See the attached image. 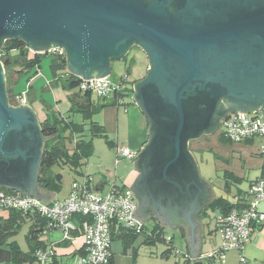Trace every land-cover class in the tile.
<instances>
[{
	"label": "water",
	"instance_id": "1",
	"mask_svg": "<svg viewBox=\"0 0 264 264\" xmlns=\"http://www.w3.org/2000/svg\"><path fill=\"white\" fill-rule=\"evenodd\" d=\"M5 38L34 52L63 48L68 71L82 79L109 76L113 60L141 49L148 67L132 96L148 139L133 161L132 215L182 225L194 257L195 216L213 192L188 144L230 113L264 105V0H0V46ZM45 140L32 107L9 103L0 62V187L53 199L38 187ZM10 260L0 247V264Z\"/></svg>",
	"mask_w": 264,
	"mask_h": 264
},
{
	"label": "built area",
	"instance_id": "2",
	"mask_svg": "<svg viewBox=\"0 0 264 264\" xmlns=\"http://www.w3.org/2000/svg\"><path fill=\"white\" fill-rule=\"evenodd\" d=\"M47 51L63 53L64 49L51 47ZM124 80L127 83L131 81L128 77L115 79L110 75L81 79L78 89L89 90L99 98H105L114 90L132 87ZM121 101L118 99L119 103ZM15 102L25 103L26 98L21 94L15 98ZM220 127H223V136L230 141H256V152L262 159V173L250 183L241 206L216 218L221 241L216 249L207 254L208 264L223 262L229 251L242 252L251 233L264 226V105L246 113H230ZM136 154L135 150L127 146L116 148V155L120 159L131 161ZM136 207L137 201L129 187L112 184L107 190L99 191L91 188L85 178L72 181L70 191L63 199L44 203L26 194L0 190V213L11 209L37 211L49 219L50 229L60 231L63 239H72L74 232H79L77 235L84 239V251L78 258L79 264H110L112 225L137 232L143 229L144 223L132 215ZM80 215L89 219L77 224L75 220ZM43 234H46V230ZM171 239L172 236L167 235L166 243ZM34 255L39 264L48 263L54 255L53 246L37 249ZM239 260L244 262L245 257L240 254Z\"/></svg>",
	"mask_w": 264,
	"mask_h": 264
},
{
	"label": "trees",
	"instance_id": "3",
	"mask_svg": "<svg viewBox=\"0 0 264 264\" xmlns=\"http://www.w3.org/2000/svg\"><path fill=\"white\" fill-rule=\"evenodd\" d=\"M44 56H49L50 58L49 69L51 73V79L46 87L59 85L64 90L71 91L69 111L65 115H60L57 112L50 111L48 107L46 118L40 122L41 131L46 140L43 144L38 172L39 188L58 192L61 189L63 176L61 172L53 170L55 166H68L79 174L82 165L93 153V137L96 136L102 137L109 147H113L112 142L107 138L103 125L93 120V115L106 105L129 103L130 100L128 102L126 98H131L133 95V83L136 80H131L128 83L124 80L125 83L132 85V87L114 90L109 97L99 98L89 90L78 89L82 78L68 71L65 51L63 53L33 52L26 46L25 41L16 38H5L0 46V62L3 65L5 75L7 72L14 73L16 76L24 75L27 77V81L39 73ZM126 57L127 55L123 60H126ZM110 76L112 77V74ZM123 77H127V74L120 75L117 78L123 79ZM114 78L116 79V77ZM5 88L9 103L15 105V98L20 96L22 92H15L13 86H8L6 78ZM118 99L122 100L121 103L118 102ZM74 113L80 114L82 122H76L71 118ZM85 132L89 133L88 139L84 138ZM70 143L72 147L69 146ZM226 177L233 178L236 182L238 180L236 176L230 173H227ZM229 185L230 181L225 179L224 190L230 191ZM0 190L5 193H16V191L3 187H0ZM237 195L239 196L235 202L227 200L224 196H216L203 208L199 216L205 217L208 211L213 210L219 212L215 218L223 216L231 209L241 206L246 194H243L244 196L241 198L240 194L237 193ZM76 218L77 224L80 221L89 219L81 215ZM24 219L32 220V224L25 235V240L29 246L26 252L22 251L19 244L11 239L19 232ZM49 225V219L37 211L8 210L7 218L0 219V247L6 248L11 252V260L7 264H34L35 262L39 264L34 253L37 249L47 247V244L40 240V236L43 235L44 230H46V234L52 231ZM74 234H79V232L75 231ZM138 234H143V242L147 245L157 243L170 246L166 253H163L164 255L170 252L172 239L169 243H166L164 227L158 223H155L150 229L144 225L140 232L124 229L116 224L111 227V240L119 237L122 239L124 246L130 245Z\"/></svg>",
	"mask_w": 264,
	"mask_h": 264
},
{
	"label": "crops",
	"instance_id": "4",
	"mask_svg": "<svg viewBox=\"0 0 264 264\" xmlns=\"http://www.w3.org/2000/svg\"><path fill=\"white\" fill-rule=\"evenodd\" d=\"M147 67H148V61L146 63L145 69H147ZM137 79H140V77ZM57 89L61 91L60 93L61 95H58L56 93ZM51 90H55L54 92L56 94H54L55 102L53 104L48 102L49 110L52 112H57L60 115H65L70 109L69 96L71 91H66L63 88H61L59 85L51 87ZM126 100L127 101L130 100V102L128 101L129 103L127 104L106 105L103 108L99 109L93 115V120L103 125L107 134V138L113 144V147H109L108 151L105 152L106 154L104 153L105 156L106 155L108 156V159H111L113 155H115L116 148L119 146H127L135 150L136 153H138L141 146L148 139L147 118L134 102L133 96L132 99L128 97L126 98ZM19 104L30 105L28 101H26L25 103H16L15 105H19ZM32 109L34 110L33 107ZM34 112L36 114L35 110ZM36 117L40 123L46 118V114L42 113L40 117L36 114ZM197 141L198 139L191 140L189 142L188 147L191 152H192L191 147L193 146L192 143ZM69 146L72 147V144L70 143ZM193 148L196 149L199 147L193 146ZM105 156L104 155L103 156L100 155L99 157L97 156L95 161L93 162L91 161L90 158H88L85 161V163L82 165L79 174L75 173L72 170L74 174L72 176L71 181H74L75 179L82 180L85 178L88 181L91 188L99 191L107 190L108 187L112 184L130 188L135 178L139 175V171L135 169L133 165V161L136 158H134L131 161L126 159H121L123 161L126 160L127 163L125 167L126 170H124L120 174H117L118 171L115 170V172H111L107 167V165L103 163V158H105ZM257 165H258L257 166L258 172L257 175L254 177V179L257 178L262 173V161L259 162ZM55 167L58 169L57 171L61 172L60 170L62 169L63 166H55ZM198 171H199V167H198ZM199 176L205 180V178L202 177L200 171H199ZM69 191H70V185L66 189V191L62 194H58V192H54L53 199H49L46 202L63 199L69 193ZM235 195H237V193ZM214 196L215 194L213 192V196L210 198V200L207 203H205L202 206V209L199 212H197L195 216V219L199 222L200 245H199V250L194 257L190 256L189 254L182 225L176 224L173 228H171L178 230L176 231L178 235H176V233L165 232L166 236L167 235L172 236L171 252H173L176 260L182 257L183 259L182 264H194L196 258L198 260L203 261L204 264H208V260L206 258L207 254L211 252L213 249H216L220 244L221 237L217 231L216 218H215V216L219 212H217V214L215 212L216 215L215 216L213 215L212 217L213 227L210 226V222L208 221V218L211 215L210 211H208L205 217L199 216L203 208L208 203H210L212 199L216 197ZM238 196L239 195H237L236 198ZM7 215H8V211H2L0 213V219L7 218ZM147 221H152V224L148 226L146 224ZM142 222L144 223L145 227H148L149 229L152 228V226L155 225V223L159 224V220L156 217H154V214L151 215V213H149L147 219H145ZM31 224H32V220L30 219H24L23 222L21 223L19 232L22 233V237L24 240L23 245L20 244L21 243L19 240L20 235L19 236L17 235L19 232L11 238L12 240H15L19 244L21 250L24 252L28 251L29 249L28 248L29 246L25 240V235ZM164 228L168 229V227H164ZM40 240L47 245H52L54 250V255L52 259L50 260V262L45 264H62V263L79 264L78 258L83 254L84 251L83 250L84 239L81 235L75 234L72 239H63L62 233L60 231L52 230L49 233L40 236ZM143 240H144L143 234H138L130 245L124 246L121 238L115 237L114 239H112L110 243V254H111L110 264H157L156 253L158 254L159 252L158 255L161 258L172 255L170 254L171 252H168L165 255L163 254L166 253V250L169 248L167 245L157 244V243L154 245H147L143 242ZM158 246L160 247V249L158 248ZM231 252H234L236 254L237 263L239 264H246L249 259H252L254 264H262L264 262V226L261 229L254 230L251 233V236L249 240L246 242L242 252H237V251H231ZM240 254H242L245 257L244 262L239 260ZM232 260H233L232 257H228L219 264H231ZM34 264L37 263L35 262ZM175 264H178V262H176Z\"/></svg>",
	"mask_w": 264,
	"mask_h": 264
},
{
	"label": "rangeland",
	"instance_id": "5",
	"mask_svg": "<svg viewBox=\"0 0 264 264\" xmlns=\"http://www.w3.org/2000/svg\"><path fill=\"white\" fill-rule=\"evenodd\" d=\"M49 60V56L43 57L39 73L32 77L29 81H27V77L24 75L16 76L11 72H7L5 75L7 85L13 86L15 92H22L26 101L30 103L39 117L42 113L47 115L48 102L51 104L55 102L54 94L57 93L58 95H61V91L59 89H57V92L55 93V90H51V87H46L49 79H51ZM146 63V55L138 46H133L127 54L126 60L112 61V78L124 74H127V77L130 80H136L139 77L142 78L146 73ZM45 105H47V109ZM71 118L76 122H82V117L79 113H74ZM84 138H89L88 132H85ZM93 143V153L88 157L92 162L95 161L97 156H105V152L109 149L105 140L100 136L93 137ZM193 143L192 145L194 147H199L196 149H194L193 146L191 147L195 160L198 164L199 171L202 177H204L210 184L215 196H224L227 200L232 202H235L238 198H236V193L240 194V198L244 196L246 191L249 189L250 182L254 180V177L257 175V164L262 161L261 157L257 154V152H255L256 141H230L223 136V127H218L212 133L203 135L197 142ZM103 163L107 165L111 172H115V170L118 171V173L116 172L117 174L126 170L125 167L127 165L126 160H121L117 157L116 153L111 159H108V156L106 155L105 158H103ZM54 170L57 171L58 169L55 167ZM60 171L63 178L61 189L58 191V194L64 193L69 185H71L70 183H72L71 180L74 174L72 169L68 166H63ZM227 173L236 176L238 178L237 182L233 180V178H227ZM225 179L230 181V191L224 190ZM215 212L217 214L218 211H210L211 215L208 218L211 227H213L212 217L213 215H216ZM146 224L150 226L152 221H147ZM164 230L167 233H176V235H178L176 232L178 230L171 228H164ZM17 235H20V244L23 245L24 240L22 233L19 232ZM158 248L160 249L159 246ZM171 251L172 250H170V252ZM158 254L156 253L157 264H175L176 262H178V264H182V257L179 256L181 258L176 260L173 252L170 253L172 255L164 258H161ZM226 255L227 258H233L231 264H239L237 263V256L234 252L229 251ZM246 264H254V262L252 259H249Z\"/></svg>",
	"mask_w": 264,
	"mask_h": 264
},
{
	"label": "flooded vegetation",
	"instance_id": "6",
	"mask_svg": "<svg viewBox=\"0 0 264 264\" xmlns=\"http://www.w3.org/2000/svg\"><path fill=\"white\" fill-rule=\"evenodd\" d=\"M222 121V120H221Z\"/></svg>",
	"mask_w": 264,
	"mask_h": 264
}]
</instances>
